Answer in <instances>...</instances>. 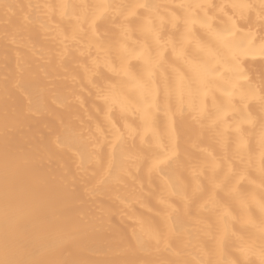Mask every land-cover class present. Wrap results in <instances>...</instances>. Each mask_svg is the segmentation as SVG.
<instances>
[{"label":"clouds","instance_id":"clouds-1","mask_svg":"<svg viewBox=\"0 0 264 264\" xmlns=\"http://www.w3.org/2000/svg\"><path fill=\"white\" fill-rule=\"evenodd\" d=\"M66 2H58L60 15ZM95 2L93 13L80 18L93 35L109 11V0ZM13 3L0 0V17L13 11ZM144 3L135 0L126 16ZM230 6L235 16L230 17L231 30L216 37L220 50L197 45L204 62L185 55L188 39L174 52L179 64L167 62L163 50L150 55L142 47L135 57L143 59V75H129L124 60L114 71L126 82L104 88L93 81L103 62L99 50L87 65H79L82 76L64 67L68 45L55 58L51 53L38 58L35 52L32 58L18 54V72L30 70L38 83L42 111L37 114L56 121L48 126L52 144L71 153L82 202L92 204L103 195L112 205L86 222L109 240L100 259L84 264H238L224 259L229 236L240 264H264V0H231ZM216 91L228 106L210 116L206 101ZM133 92L136 99L129 95ZM129 116L138 117L139 125L130 124ZM69 127L75 141L65 145L61 141ZM131 138L153 150L150 158L134 163L137 158L124 150ZM245 183L248 189L241 190ZM218 191L236 211L218 199Z\"/></svg>","mask_w":264,"mask_h":264},{"label":"bare ground","instance_id":"bare-ground-1","mask_svg":"<svg viewBox=\"0 0 264 264\" xmlns=\"http://www.w3.org/2000/svg\"><path fill=\"white\" fill-rule=\"evenodd\" d=\"M58 2L14 0L13 11L0 17V260L4 264H84L100 259L107 251L109 237L90 230L86 222L95 212L112 208L103 195L92 204L82 202L80 180L69 164L71 153L52 144L48 126L56 121L53 116L37 114L42 111L38 83L30 70L18 72V54L32 58L35 52L38 58L51 53L55 58V53L68 45L64 67L82 76L79 65H87L99 50L103 62L93 81L104 88L126 82L114 71L124 60L128 61L129 75H143V59L135 57L142 47L150 55L163 50L167 62L179 64L174 52L188 39L191 43L185 55L204 62V53L197 45L219 51L216 37L231 30L230 17L235 16L231 0H145L132 16L126 14L135 7V0H109V11L96 23L93 35L80 18L93 13L95 0H67L63 15L57 11ZM240 27L247 25L241 22ZM148 28L151 31H146ZM73 35L75 40H71ZM63 37L68 39L62 42ZM238 38L247 40L243 34ZM260 39L257 36V44ZM255 67L260 68V63ZM218 87L223 89L224 85ZM129 95L137 98L134 92ZM206 103L210 116L228 106L221 91L214 92ZM233 103L238 105L239 101ZM127 119L133 126L139 125L138 117ZM74 141V130L66 128L61 142L72 145ZM124 150L137 158L134 163L146 161L153 151L137 138L128 139ZM202 183L207 192V181ZM240 187L247 190L249 186L245 183ZM217 197L236 211L222 191ZM207 218L216 228L214 214ZM111 219L118 223L115 216ZM233 228L246 235L238 225ZM205 244L211 248L213 241L205 240ZM234 247V238L229 236L224 259L240 264Z\"/></svg>","mask_w":264,"mask_h":264},{"label":"snow or ice","instance_id":"snow-or-ice-1","mask_svg":"<svg viewBox=\"0 0 264 264\" xmlns=\"http://www.w3.org/2000/svg\"><path fill=\"white\" fill-rule=\"evenodd\" d=\"M176 54H177V55H182V52H181V51H177Z\"/></svg>","mask_w":264,"mask_h":264}]
</instances>
